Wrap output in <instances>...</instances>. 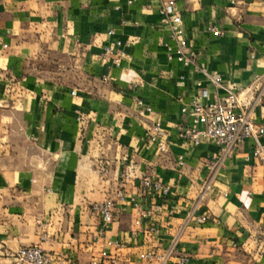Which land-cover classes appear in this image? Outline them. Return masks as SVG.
Returning <instances> with one entry per match:
<instances>
[{
  "label": "crops",
  "instance_id": "0c3cea01",
  "mask_svg": "<svg viewBox=\"0 0 264 264\" xmlns=\"http://www.w3.org/2000/svg\"><path fill=\"white\" fill-rule=\"evenodd\" d=\"M161 1L0 0V264H13L7 252L38 243L74 264H91L101 250L116 264H158L139 256L151 247L162 253L173 241L185 264H264V166L251 154L253 141L216 166V145H192L176 128L180 99L209 103L227 87L264 121V3L173 0L195 53V65L184 66L167 58L175 44L160 21ZM106 46L124 52L118 65L114 53L103 55ZM156 119L169 142L165 153L146 139ZM146 175L170 188L153 216L155 240L146 238L145 220L134 224L135 202L146 208L154 201L139 186ZM119 183L125 199L96 239L90 205ZM193 208L207 221L183 226Z\"/></svg>",
  "mask_w": 264,
  "mask_h": 264
},
{
  "label": "built area",
  "instance_id": "2783aa9c",
  "mask_svg": "<svg viewBox=\"0 0 264 264\" xmlns=\"http://www.w3.org/2000/svg\"><path fill=\"white\" fill-rule=\"evenodd\" d=\"M264 3V0H261ZM160 21L169 26V38L175 44L172 51L171 46H168L167 58L171 60L175 58L184 66L195 65V53L190 49L182 27L181 11L176 7L173 0H162L159 9ZM207 30L215 36H221L222 32L214 25H209ZM112 33V31H110ZM117 46L121 45L120 41H116ZM114 53V63L119 64L121 56L124 54L122 50L114 52L111 46L104 47L103 55ZM212 83L220 84V78L211 76L204 69H201ZM104 80L107 77L103 78ZM197 85H200L198 82ZM226 94L218 97L216 100L203 103L199 100L184 102L182 99L180 114L181 121L176 126L177 133L180 138L186 140L192 145H199L203 140H206L217 146L216 166L220 165L225 159L230 158L235 150L247 139L253 141L251 154L259 163L264 166V144L261 139L264 137V121L256 122L252 117V112L249 103L241 100L234 87H227ZM202 97L207 96L205 89L200 90ZM134 102L138 106H143L142 99L135 97ZM144 110L151 112L149 106H145ZM84 116L77 112L76 120L82 123ZM146 139L149 143L154 144L156 150L161 153L167 152L169 142L166 134L161 127L159 120H154L147 127ZM179 167L184 165V160L181 155L177 157ZM99 170L105 172V166H100ZM212 176L201 185V196L211 189ZM141 192L144 195L150 196L154 201L149 207L142 208L140 204L135 202L137 209L135 225H140L142 220L147 222L144 229V234L147 239L155 240L160 235V229L153 221V216L162 212L163 200L170 192L167 184L153 176H143L139 182ZM125 199V191L122 184H118L112 195L103 199L96 200L90 205L91 211L98 217L99 224L96 233V239H103L105 234L115 221V211L117 204ZM133 201H136L133 198ZM169 216L173 215V207L168 209ZM205 214H195V208L185 216L183 226L189 222L203 224L207 221ZM107 241V244H111ZM120 247L118 242L114 243ZM12 260L13 264H74L72 258H58L52 256L45 251L41 244H31L21 246L14 251H9L5 254ZM147 262H157L158 264H172L174 258L178 264H185L188 261L186 255L177 253L176 241L167 247V249L159 253L154 248H147L139 256ZM117 258L106 250H101L97 255L91 257V264H116Z\"/></svg>",
  "mask_w": 264,
  "mask_h": 264
},
{
  "label": "rangeland",
  "instance_id": "374dc122",
  "mask_svg": "<svg viewBox=\"0 0 264 264\" xmlns=\"http://www.w3.org/2000/svg\"><path fill=\"white\" fill-rule=\"evenodd\" d=\"M69 75L71 76V73H69ZM70 76H68V74H65V77H66L67 79H70Z\"/></svg>",
  "mask_w": 264,
  "mask_h": 264
}]
</instances>
